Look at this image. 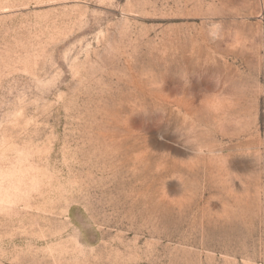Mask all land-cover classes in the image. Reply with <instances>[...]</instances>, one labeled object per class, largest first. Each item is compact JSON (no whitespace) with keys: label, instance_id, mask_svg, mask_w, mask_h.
Instances as JSON below:
<instances>
[{"label":"rangeland","instance_id":"374dc122","mask_svg":"<svg viewBox=\"0 0 264 264\" xmlns=\"http://www.w3.org/2000/svg\"><path fill=\"white\" fill-rule=\"evenodd\" d=\"M0 264H264V0H0Z\"/></svg>","mask_w":264,"mask_h":264}]
</instances>
